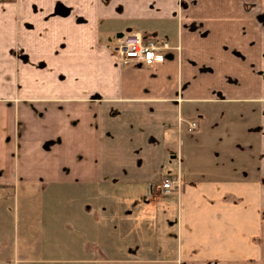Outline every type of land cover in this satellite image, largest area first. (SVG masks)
<instances>
[{
  "label": "crops",
  "instance_id": "1",
  "mask_svg": "<svg viewBox=\"0 0 264 264\" xmlns=\"http://www.w3.org/2000/svg\"><path fill=\"white\" fill-rule=\"evenodd\" d=\"M186 1L0 0V264H264L263 12ZM120 29L180 52L120 67Z\"/></svg>",
  "mask_w": 264,
  "mask_h": 264
},
{
  "label": "built area",
  "instance_id": "2",
  "mask_svg": "<svg viewBox=\"0 0 264 264\" xmlns=\"http://www.w3.org/2000/svg\"><path fill=\"white\" fill-rule=\"evenodd\" d=\"M171 50L166 42L146 39L140 34L126 35L120 40L115 49L116 59L122 66H141L151 68L163 63ZM188 131L193 132L199 128L197 121L186 122ZM183 181L180 177H165L161 181V190L164 196L182 190Z\"/></svg>",
  "mask_w": 264,
  "mask_h": 264
},
{
  "label": "rangeland",
  "instance_id": "3",
  "mask_svg": "<svg viewBox=\"0 0 264 264\" xmlns=\"http://www.w3.org/2000/svg\"><path fill=\"white\" fill-rule=\"evenodd\" d=\"M94 1H99V0H94ZM96 2H95V4H96ZM178 5L180 6V7H183V6H188V3H187V1L186 0H178ZM245 6H247V8L249 9V10H252V9H256V10H259L258 12H263L262 13V16H261V19H262V21H263V24H264V0H257L256 2H254V3H252V4H246ZM251 7H253V8H251ZM251 8V9H250ZM57 13L58 14H60V15H62L63 17H66V16H68L69 15V10L68 9H66L62 4H60V5H58V7H57ZM182 13H181V15H180V17L181 18H183L182 17ZM185 16V15H184ZM194 17V16H193ZM83 17H81L80 19L78 18V21H82L83 19H85V20H83V22H87V21H89V22H91V21H93V24H95L96 23V21H98L99 19L100 20H102V22H104V24H105V14L104 15H102V14H84V18L82 19ZM186 19V18H185ZM132 21V20H131ZM195 21H196V19L195 18H193L192 20H191V24H190V27H191V25H193V27H194V23H195ZM124 22H127V23H130L129 21H124ZM192 28V27H191ZM102 31H103V34H102V38L105 40V26L103 25L102 26ZM125 32L124 30H121L120 29V31H119V33H115V34H113L111 37H110V39L108 38L107 39V46L108 47H110V54H111V58L113 59V61L118 65V66H120V67H124V66H122L121 64H119L118 63V61H117V59L115 58L116 57V55H115V49L119 46V44H120V40L124 37V36H126L127 34H123L121 37H117L118 36V34H120V32ZM157 41H161V40H157ZM167 43V42H166ZM170 48H171V50L172 49H177L179 52H180V49H181V47L179 46V45H172L171 43H170ZM16 60H17V64L16 65H18V64H20V63H28L29 61H31V57L28 55V54H26V53H24V52H21L20 50H17V55H16ZM40 66H42L41 64H40ZM63 80V79H62ZM20 83H21V74L19 73H17L16 72V76H15V85H20ZM61 84V83H60ZM62 85H63V83H62ZM174 193H176V192H174ZM163 194V193H162ZM1 202V201H0ZM100 202H102V201H100ZM135 203H137V204H135ZM130 204H132L131 205V207H130V209L132 210V211H135L137 208H139L140 207V204H138V202L137 201H131V203ZM96 205V204H95ZM2 206H4L5 207V212H4V208L2 207ZM145 206L146 207H148V205L146 204V203H143V205H142V208H143V210L142 211H144V214L145 213H147V209L145 208ZM12 207H13V204L12 203H8V204H2V203H0V212H4L5 213V217H14L15 216V214L13 213H11L12 212ZM35 207H37L36 209H34L33 210V212H37V211H39V209L41 210V207H39V203L38 202H36L35 203ZM13 211H14V209H13ZM96 212L97 211H95V215H96ZM149 213V212H148ZM9 215H11V216H9ZM149 215V214H148ZM147 215V216H148ZM146 216V217H147ZM142 220H144V219H142ZM101 223V222H100ZM104 225H105V223H104ZM141 227H142V230H144L145 228H143L144 227V223H142L141 224ZM98 233H99V231H98ZM104 240H105V238H104ZM98 241H100V240H98ZM127 240L125 241V244H128V245H130V246H136L135 245V243L134 242H127ZM97 245L99 246L100 245V243L98 244L97 243ZM104 246H105V241H104ZM96 254V253H95ZM99 254H101L100 252H99ZM102 255V254H101Z\"/></svg>",
  "mask_w": 264,
  "mask_h": 264
},
{
  "label": "water",
  "instance_id": "4",
  "mask_svg": "<svg viewBox=\"0 0 264 264\" xmlns=\"http://www.w3.org/2000/svg\"><path fill=\"white\" fill-rule=\"evenodd\" d=\"M122 35H119V37H121ZM141 68V66H139Z\"/></svg>",
  "mask_w": 264,
  "mask_h": 264
},
{
  "label": "flooded vegetation",
  "instance_id": "5",
  "mask_svg": "<svg viewBox=\"0 0 264 264\" xmlns=\"http://www.w3.org/2000/svg\"><path fill=\"white\" fill-rule=\"evenodd\" d=\"M160 42H164V41H160ZM196 121V120H195ZM197 131V130H196Z\"/></svg>",
  "mask_w": 264,
  "mask_h": 264
},
{
  "label": "trees",
  "instance_id": "6",
  "mask_svg": "<svg viewBox=\"0 0 264 264\" xmlns=\"http://www.w3.org/2000/svg\"><path fill=\"white\" fill-rule=\"evenodd\" d=\"M171 177H174V176H171Z\"/></svg>",
  "mask_w": 264,
  "mask_h": 264
}]
</instances>
